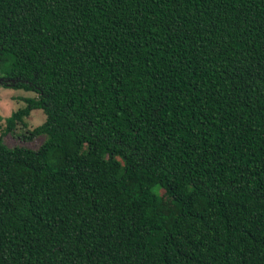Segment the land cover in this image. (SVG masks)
<instances>
[{"label": "trees", "instance_id": "obj_1", "mask_svg": "<svg viewBox=\"0 0 264 264\" xmlns=\"http://www.w3.org/2000/svg\"><path fill=\"white\" fill-rule=\"evenodd\" d=\"M0 77V264H264V0H0Z\"/></svg>", "mask_w": 264, "mask_h": 264}, {"label": "rangeland", "instance_id": "obj_2", "mask_svg": "<svg viewBox=\"0 0 264 264\" xmlns=\"http://www.w3.org/2000/svg\"><path fill=\"white\" fill-rule=\"evenodd\" d=\"M0 79V116L2 120V128L4 127V119L13 111L25 106L23 98L33 97L34 93L23 89H15L9 86H4ZM7 83V82H6ZM45 120V115L40 109L31 110L30 114L17 122L13 131L5 134L3 139L6 145L26 146L32 149L38 148L45 136L38 135L32 138H26L29 131L36 126L42 124Z\"/></svg>", "mask_w": 264, "mask_h": 264}, {"label": "flooded vegetation", "instance_id": "obj_3", "mask_svg": "<svg viewBox=\"0 0 264 264\" xmlns=\"http://www.w3.org/2000/svg\"><path fill=\"white\" fill-rule=\"evenodd\" d=\"M0 79L2 80L1 83L5 84L7 82L6 84H8L7 80L3 79L2 77H0Z\"/></svg>", "mask_w": 264, "mask_h": 264}]
</instances>
